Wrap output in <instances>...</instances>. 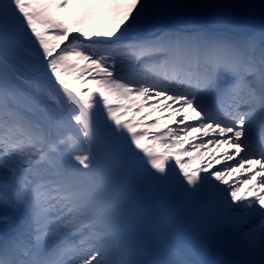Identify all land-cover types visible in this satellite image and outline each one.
I'll return each mask as SVG.
<instances>
[{
    "label": "snow or ice",
    "instance_id": "6c2138e0",
    "mask_svg": "<svg viewBox=\"0 0 264 264\" xmlns=\"http://www.w3.org/2000/svg\"><path fill=\"white\" fill-rule=\"evenodd\" d=\"M225 6L0 0V204L11 199L31 214L0 245V264H131L116 222L131 211L137 175L210 205L246 248V264H264V39L166 31L197 9ZM235 6L257 8L251 0ZM79 7L92 11L68 12ZM259 8L264 15V0ZM102 15L112 18L90 19ZM165 112L184 126L154 118ZM188 133L203 135L192 143ZM209 145L226 148L205 161ZM214 163L223 166L210 171ZM115 184L126 199L113 195ZM26 232L34 243L22 239Z\"/></svg>",
    "mask_w": 264,
    "mask_h": 264
},
{
    "label": "bare ground",
    "instance_id": "6f19581e",
    "mask_svg": "<svg viewBox=\"0 0 264 264\" xmlns=\"http://www.w3.org/2000/svg\"><path fill=\"white\" fill-rule=\"evenodd\" d=\"M206 34L214 36L209 31ZM250 37H254L259 43L261 39H264V32H255ZM156 102V100H148L147 104ZM162 117L170 118L169 113L166 112L162 113ZM194 123L198 124L197 121ZM260 129V117L257 114L252 128L253 135L256 136V133L261 131ZM202 135L203 133H188L187 139L192 143H198L199 141L192 138ZM203 139L206 142L211 137H203ZM185 147L187 148V144ZM208 147L210 151L202 154L205 161L211 154L219 156L226 148V146H221L217 150L212 145ZM192 154L197 155V152L193 151ZM182 159L187 160V157H182ZM193 163L195 165L198 161ZM230 163H235V160ZM222 166V163H214L210 171H215ZM253 167L258 166L253 165ZM235 175L234 173L233 177ZM134 178L137 183H142L146 179L141 175L134 176ZM226 178L231 179L232 177ZM131 187L135 197L131 202V211L117 220L121 222L122 218H128L132 223L125 238L118 241L121 245L120 255L131 264H157V261L161 259H166L169 264H172L170 255L176 250L181 251L196 264H246V261L251 258L241 241L222 230L216 219L215 211L210 205L184 201L182 203V200L172 191L157 186L145 187L144 197L140 198L133 186ZM11 204H13L11 211L4 217L5 219H0V242L6 243L7 240L13 239L24 228L22 224L29 222L25 217L28 211L22 205L16 206L14 201ZM149 210L160 219L159 223L144 221L143 215ZM259 219V217L249 218V226L258 223ZM22 239L30 243V234L26 232ZM170 241H175L178 246L172 247ZM54 247L56 245L48 251Z\"/></svg>",
    "mask_w": 264,
    "mask_h": 264
},
{
    "label": "rangeland",
    "instance_id": "374dc122",
    "mask_svg": "<svg viewBox=\"0 0 264 264\" xmlns=\"http://www.w3.org/2000/svg\"><path fill=\"white\" fill-rule=\"evenodd\" d=\"M85 3H89L90 0H84ZM185 2L190 3H199V4H213L219 3L222 5H230L225 7H205L197 9L191 13H189L183 20L182 23L172 24L168 27L166 26V31L168 32H183L184 34H194V33H204L207 31L212 33L214 36L224 37L232 40H246L249 36L254 32H264V15L261 13V9L259 8V4L261 0H251L252 3L257 5V8L254 10H247L241 7H236L235 5H239L242 0H185ZM86 7L79 8H70L69 12H75L76 10H84ZM89 9V8H88ZM242 33V34H241ZM77 32L74 29L72 35H76ZM64 41L61 45L66 43ZM86 42V41H85ZM143 60L140 62L142 64ZM97 99H99L97 97ZM162 99V98H159ZM175 107V106H174ZM158 115H162L156 113ZM154 114V118L156 116ZM143 119V117H140ZM177 121L181 119V117L176 118ZM152 121H146V123H151ZM165 123L168 124L169 127L182 128L183 124H173L171 123L170 118L164 120ZM194 123L196 121H187L185 123ZM198 122V121H197ZM199 123V122H198ZM183 136V133H181ZM170 164H174V161H170ZM131 186H133L136 193L140 198L144 197L145 187H153V185L147 178L142 183H137L136 179L133 177L131 179ZM113 195L117 199H125V194L118 184L113 185L112 187ZM12 200H10L8 205L0 204V215L2 218L6 217L7 214L13 208ZM183 203V201H182ZM149 209V208H148ZM125 216V215H123ZM121 216V217H123ZM28 221L31 219V214L28 212V215L25 216ZM120 217V218H121ZM118 218V219H120ZM144 221H148L150 223H159L160 219L156 217L154 212L146 211L143 215ZM25 223V222H24ZM26 225V224H25ZM22 224V227L25 226ZM132 223L128 218H122L121 222H116V237L117 241H122L125 238L126 232L130 229ZM30 243H34L32 236L30 235ZM172 247L178 246L175 241L169 242ZM172 264H196L190 261L181 251H175L170 255Z\"/></svg>",
    "mask_w": 264,
    "mask_h": 264
},
{
    "label": "trees",
    "instance_id": "16d2710c",
    "mask_svg": "<svg viewBox=\"0 0 264 264\" xmlns=\"http://www.w3.org/2000/svg\"><path fill=\"white\" fill-rule=\"evenodd\" d=\"M90 11H92V10L91 9H88V8H84V10L79 9V10H76L75 12H72V13L69 12V10H68V12L70 14H73V15H76V14H84V13H88ZM111 18H112L111 15H102V16H92V17H90V19L92 20V22L95 23V24H105ZM34 46H38V45H34ZM71 70L72 69L70 68L69 71H71ZM84 90L86 91L87 89H84Z\"/></svg>",
    "mask_w": 264,
    "mask_h": 264
},
{
    "label": "water",
    "instance_id": "95a60500",
    "mask_svg": "<svg viewBox=\"0 0 264 264\" xmlns=\"http://www.w3.org/2000/svg\"><path fill=\"white\" fill-rule=\"evenodd\" d=\"M66 44V43H65ZM63 47V46H62ZM57 51H59V49H57Z\"/></svg>",
    "mask_w": 264,
    "mask_h": 264
}]
</instances>
